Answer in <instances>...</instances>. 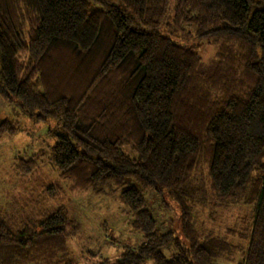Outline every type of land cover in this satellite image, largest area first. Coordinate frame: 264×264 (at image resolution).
I'll return each mask as SVG.
<instances>
[{"label": "trees", "instance_id": "obj_1", "mask_svg": "<svg viewBox=\"0 0 264 264\" xmlns=\"http://www.w3.org/2000/svg\"><path fill=\"white\" fill-rule=\"evenodd\" d=\"M169 5L0 0V101L60 130L14 171L45 163L69 193L117 192L143 243L98 264H264V0ZM193 34L216 47L208 65ZM17 129L0 120V138ZM228 207L241 214L222 227ZM80 230L63 206L15 221L0 210V264H76Z\"/></svg>", "mask_w": 264, "mask_h": 264}, {"label": "rangeland", "instance_id": "obj_2", "mask_svg": "<svg viewBox=\"0 0 264 264\" xmlns=\"http://www.w3.org/2000/svg\"><path fill=\"white\" fill-rule=\"evenodd\" d=\"M173 3L174 0H170L168 15L171 14ZM189 44L197 46L201 60L206 65L216 53L215 46L206 40H199L194 34ZM6 118L18 128L14 136L0 138V210L7 213L9 220L15 221L21 214L26 217L33 214L37 216L48 207L63 206L81 226L77 236L67 244L69 258L76 264L114 260L124 247L134 249L143 243L141 234L131 231L127 209L118 201L117 192L112 188L107 187L100 193H69L65 183L59 181L56 173L45 163L37 175L20 178L14 171V159L29 158L39 150L49 153L60 130L53 121L28 118L16 105L0 101V120ZM54 184L60 188V198L47 200L43 191ZM145 199L149 209L156 212L158 202L155 194L149 191ZM217 213L221 216L218 217L220 225L228 227L241 211L228 207L226 210H217ZM169 217L170 213L164 216ZM159 218H156L159 230H171L172 226L168 228L169 220ZM176 226L174 222L173 228L176 229ZM214 264L229 263L219 260Z\"/></svg>", "mask_w": 264, "mask_h": 264}]
</instances>
